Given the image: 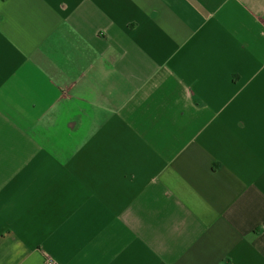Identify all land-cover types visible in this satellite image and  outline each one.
Returning a JSON list of instances; mask_svg holds the SVG:
<instances>
[{
  "label": "crops",
  "instance_id": "obj_1",
  "mask_svg": "<svg viewBox=\"0 0 264 264\" xmlns=\"http://www.w3.org/2000/svg\"><path fill=\"white\" fill-rule=\"evenodd\" d=\"M48 260L264 264V0H0V264Z\"/></svg>",
  "mask_w": 264,
  "mask_h": 264
},
{
  "label": "built area",
  "instance_id": "obj_2",
  "mask_svg": "<svg viewBox=\"0 0 264 264\" xmlns=\"http://www.w3.org/2000/svg\"><path fill=\"white\" fill-rule=\"evenodd\" d=\"M69 91H72V89H70ZM58 92L63 93L64 91H63L62 89H58ZM47 264H57V263H55V262L52 261V260H48V261H47Z\"/></svg>",
  "mask_w": 264,
  "mask_h": 264
}]
</instances>
